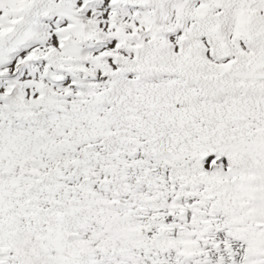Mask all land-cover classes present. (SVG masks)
Returning <instances> with one entry per match:
<instances>
[{"label": "snow or ice", "instance_id": "obj_1", "mask_svg": "<svg viewBox=\"0 0 264 264\" xmlns=\"http://www.w3.org/2000/svg\"><path fill=\"white\" fill-rule=\"evenodd\" d=\"M0 264H264V0H0Z\"/></svg>", "mask_w": 264, "mask_h": 264}]
</instances>
